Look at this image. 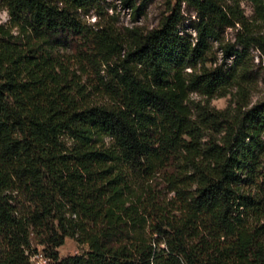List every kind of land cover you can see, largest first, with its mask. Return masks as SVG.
<instances>
[{"label":"trees","instance_id":"obj_1","mask_svg":"<svg viewBox=\"0 0 264 264\" xmlns=\"http://www.w3.org/2000/svg\"><path fill=\"white\" fill-rule=\"evenodd\" d=\"M0 1V264H34L35 245L52 264H264V167L249 151L264 103L248 107L246 88L264 0H246L251 20L243 0H167L147 31L87 25L95 0ZM149 1L122 0L134 16ZM237 24L242 49L215 64L212 42ZM233 86V113L190 99ZM244 172L259 173L255 198ZM66 238L86 252L60 257Z\"/></svg>","mask_w":264,"mask_h":264},{"label":"rangeland","instance_id":"obj_2","mask_svg":"<svg viewBox=\"0 0 264 264\" xmlns=\"http://www.w3.org/2000/svg\"><path fill=\"white\" fill-rule=\"evenodd\" d=\"M136 5L141 4V0H135ZM244 14L251 20L253 11L250 2L243 0L240 3ZM167 12V0H150L145 6L141 7L140 13L133 15L131 9L123 5L122 0H95V7L88 11L86 14H82L81 18L87 25H94L96 22L99 24H111L118 30L122 31L123 27L136 26L141 30L147 31L157 27L162 16ZM181 13L184 17L183 23L179 26L181 33L191 34L194 36V32L191 28V21L195 20L196 12L186 4L181 5ZM9 17L7 11L2 6L0 1V24H8ZM264 33V28L257 27V31ZM261 30V31H260ZM246 29L240 25L235 27H229L224 30L219 41L212 42L211 60L215 64H224L229 66L233 60V57L226 56L225 50L229 46H234L235 49L241 50L242 43L245 35H247ZM68 52V51H66ZM246 66L248 69L246 78L247 88V101L248 107L256 103H264V53H261L256 47L251 46L249 54L247 55ZM189 69L186 68V71ZM191 101L200 102L207 105L214 110H226L229 113L234 112V108L239 99V94L236 87H230L229 92L223 96L215 95L211 98L200 96L197 93L190 94ZM193 107V104L191 103ZM260 145L256 148H250L252 156L255 161L260 162L264 167V130L258 137ZM241 189L243 194L249 195L253 198L258 194L259 186L258 182L261 180L258 172L246 173L241 175ZM170 197L171 194H168ZM35 245V244H34ZM37 246L38 253L31 256V261L36 264L37 259L35 256L44 255L42 247ZM87 245L79 244L74 239L66 238L64 244L58 248L59 256H79L86 252ZM50 264L52 262L49 260Z\"/></svg>","mask_w":264,"mask_h":264},{"label":"built area","instance_id":"obj_3","mask_svg":"<svg viewBox=\"0 0 264 264\" xmlns=\"http://www.w3.org/2000/svg\"><path fill=\"white\" fill-rule=\"evenodd\" d=\"M35 257L37 259L36 264H50L49 259L46 256L44 257L43 255L40 254Z\"/></svg>","mask_w":264,"mask_h":264}]
</instances>
